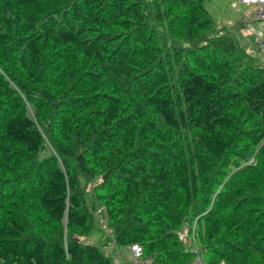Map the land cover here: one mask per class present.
<instances>
[{
  "label": "trees",
  "instance_id": "trees-1",
  "mask_svg": "<svg viewBox=\"0 0 264 264\" xmlns=\"http://www.w3.org/2000/svg\"><path fill=\"white\" fill-rule=\"evenodd\" d=\"M207 2L0 0V264H116L100 207L154 264L194 226L204 264H264V66Z\"/></svg>",
  "mask_w": 264,
  "mask_h": 264
},
{
  "label": "rangeland",
  "instance_id": "rangeland-1",
  "mask_svg": "<svg viewBox=\"0 0 264 264\" xmlns=\"http://www.w3.org/2000/svg\"><path fill=\"white\" fill-rule=\"evenodd\" d=\"M206 7L209 13L211 14L212 18L215 20L216 35L231 34L239 44L243 45V38L239 33V25L242 23L243 20L247 19L246 17L247 15L253 16V17L249 16L247 20L254 19L256 23L257 19L255 18V15L259 10L260 6L259 5L245 6L240 2V0H208V2L206 3ZM246 30H250L251 34L256 33V29L245 28L243 29L244 33ZM249 37L250 36L246 38L249 39ZM259 43L264 48V40L262 38L260 39ZM261 46L254 44V47H251L252 54L256 59H258L260 54H264V49L261 48ZM261 65L264 66V62ZM92 187L93 185L91 184L88 187V190H90ZM100 209L101 207L98 208V210ZM102 216L104 219H106L105 212L102 213ZM188 230H189V224H185L179 233L184 238L189 239ZM113 238L114 235L112 232H110V230L106 228L103 229L98 225L97 230H95L93 233H91L88 236H82L80 240L82 243L91 244L99 247L106 255H108L107 253H109L108 256H110L115 263L118 259L119 253L121 254L122 260L126 261L128 259L126 249L118 246L112 247L110 245V242L114 240ZM186 247L187 249L191 250V248L193 247L191 240L186 243Z\"/></svg>",
  "mask_w": 264,
  "mask_h": 264
},
{
  "label": "built area",
  "instance_id": "built-area-1",
  "mask_svg": "<svg viewBox=\"0 0 264 264\" xmlns=\"http://www.w3.org/2000/svg\"><path fill=\"white\" fill-rule=\"evenodd\" d=\"M242 4L245 6L248 5H259V10L257 11L255 18L257 21H259L261 24L264 25V0H240ZM246 34H251L250 30L245 31ZM104 212V209L98 210L96 212V217L98 219V224L101 228H106L107 219H104L102 216V213ZM191 242L194 245L193 251L195 253V258L193 260L192 264H204L201 255L199 254V249L196 245L195 241V226L193 228V234L191 237ZM110 245L112 247L117 246L114 241L110 242ZM127 251L128 259L126 261L122 260L121 254L119 253L118 259L116 261V264H154V260L150 257L145 256L144 248L141 245L134 244L127 248H125ZM109 255V253H107Z\"/></svg>",
  "mask_w": 264,
  "mask_h": 264
},
{
  "label": "crops",
  "instance_id": "crops-1",
  "mask_svg": "<svg viewBox=\"0 0 264 264\" xmlns=\"http://www.w3.org/2000/svg\"><path fill=\"white\" fill-rule=\"evenodd\" d=\"M249 16L253 17L252 15H247L246 16L247 19L249 18ZM247 19L243 20L242 23L240 24V26H242V28L240 29L239 33H240V35L243 38V45L242 44L241 45L244 48L249 49L250 53L252 54V48L251 47H254V44L255 45L257 44L258 46H261L259 41H260L261 38L264 40V25L261 24L260 22H256L255 23L254 19L253 20H250V19L247 20ZM245 27L246 28L256 29V33H254V34H245L244 31H243V29H245ZM248 36H250L249 39L246 38ZM261 48H263V47L261 46ZM256 61L258 63H260V64H263V62H264V54H260L258 59H256Z\"/></svg>",
  "mask_w": 264,
  "mask_h": 264
}]
</instances>
